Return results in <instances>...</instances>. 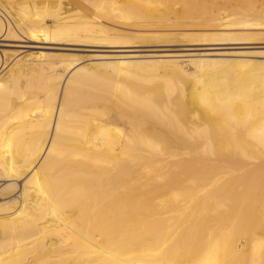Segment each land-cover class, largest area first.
Instances as JSON below:
<instances>
[{
	"label": "bare ground",
	"instance_id": "1",
	"mask_svg": "<svg viewBox=\"0 0 264 264\" xmlns=\"http://www.w3.org/2000/svg\"><path fill=\"white\" fill-rule=\"evenodd\" d=\"M261 36L264 0H0V264H264Z\"/></svg>",
	"mask_w": 264,
	"mask_h": 264
},
{
	"label": "rangeland",
	"instance_id": "2",
	"mask_svg": "<svg viewBox=\"0 0 264 264\" xmlns=\"http://www.w3.org/2000/svg\"><path fill=\"white\" fill-rule=\"evenodd\" d=\"M194 32L195 31H192L191 33H194ZM262 37L263 36L260 37L261 39H259V37H258L257 41L255 40L253 42H249L250 43L249 45L229 46V47H232V48H239V49H234V50L233 49H229V50L230 51H236V52H251L249 54H254V53H257V52L258 53L259 52H264V40H263L264 37L263 38ZM177 43L172 44V46H164V47H162L163 46L162 45V46L155 47V48L142 47L140 49H141V51H143L141 53H149V52H146V51H150V50H159V51H161V50H166V51L170 50V51H173L174 50V51H176V50H184V48L185 49H188V47H186V46L183 45V44H186L188 42H184V41L181 42L180 41V43L179 42H177ZM0 44H2V43H0ZM3 44H5L3 46H8L9 44L11 46L13 44L23 45L24 43H10V42H8V43H3ZM1 48H3V49H11V50L19 51V52H26L27 54H29V53H36V52H44V53L54 52V51H50V50L29 49V48H19V47H17V48L1 47ZM67 49L68 50H78V51H65L66 53L75 54V55H79V56H85V57L86 56L87 57L88 56H93V55H97V54L98 55H100V54H108V55L109 54H113V53H107V52H111L112 49H106V48L103 49V50H102V48H97V49H93V50H85L86 48H81V47H68ZM193 49H198L199 50V49H203V47H194ZM105 50L107 52H105ZM254 56L255 57H252V58L255 59V60H263V58L256 57V55H254ZM27 59L28 60L29 59L30 60L31 59H36V57H33V58L32 57L31 58L29 57Z\"/></svg>",
	"mask_w": 264,
	"mask_h": 264
}]
</instances>
